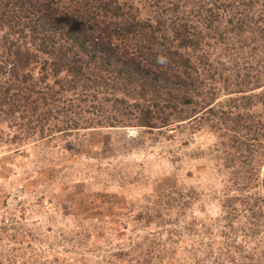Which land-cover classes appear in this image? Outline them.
<instances>
[{"label":"rangeland","instance_id":"rangeland-1","mask_svg":"<svg viewBox=\"0 0 264 264\" xmlns=\"http://www.w3.org/2000/svg\"><path fill=\"white\" fill-rule=\"evenodd\" d=\"M235 56L237 70L214 54L206 61L228 83L212 85L214 119L193 132L126 125L39 138L32 129L46 134L56 108L34 70L21 87L37 107H0V264H242L260 255L262 231L258 243L242 239V195L264 197V163L249 170L264 154V109L244 110L262 135H243Z\"/></svg>","mask_w":264,"mask_h":264},{"label":"trees","instance_id":"trees-1","mask_svg":"<svg viewBox=\"0 0 264 264\" xmlns=\"http://www.w3.org/2000/svg\"><path fill=\"white\" fill-rule=\"evenodd\" d=\"M148 1L0 0V29L4 40L9 37L0 45L3 99L9 93L0 107L9 115L20 111L21 101L30 111L37 107L21 87L35 70L42 95L56 108L46 134L32 129L39 138L126 125L151 130L184 124L193 132L214 119L212 85L228 83V75H212L206 61L214 54L218 65L237 70V54L242 90L222 91H242L243 135L261 136L243 113L253 105L264 109V0H154L147 9ZM256 158L259 164H249L253 172L264 154ZM242 216V239L256 242L254 234L264 235V197L244 193ZM263 235L256 242L261 254L242 264H264Z\"/></svg>","mask_w":264,"mask_h":264}]
</instances>
